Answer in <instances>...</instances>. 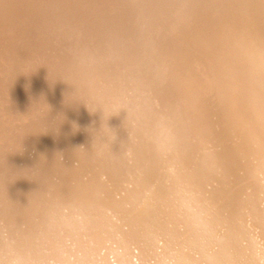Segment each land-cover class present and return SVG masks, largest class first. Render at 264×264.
Wrapping results in <instances>:
<instances>
[{
  "label": "rangeland",
  "instance_id": "1",
  "mask_svg": "<svg viewBox=\"0 0 264 264\" xmlns=\"http://www.w3.org/2000/svg\"><path fill=\"white\" fill-rule=\"evenodd\" d=\"M18 1L23 3V7L19 5L22 10L19 13L23 12V15L19 13V15L16 14L17 16L14 13L7 15L6 9H0L2 10L0 12V20L2 19L1 22L4 24L2 26L0 22V28L5 27L0 29L2 31H0V52L5 53L6 51L8 55L10 51L15 53H13L14 55L11 54L15 60H10V55L9 57L4 56L3 53L0 55V243L2 245V247L0 246V254L2 253L1 250L4 251L6 249L2 254L4 257L6 255L11 260L13 259L14 261L12 260V262L14 264H18L15 261L20 259L23 261H19V264H30L31 259H29V262L28 258H32L35 262L38 258L40 260L42 256L39 254L41 253L39 250L42 249V251L50 250L49 253L53 254L54 257L57 253L56 261L60 258L61 260H58L56 264H68L71 260L64 261L68 256L72 259L71 264H73V260L76 264L100 263L101 261L99 262V260L103 256L100 258V255H95L91 249L89 252L84 249L86 251L84 254V251H81L83 249L79 248L80 246L77 243L80 237L81 240L83 239L79 235L82 232L79 228H83L81 219H85L86 210L92 206L93 201L99 205L103 203L105 205L110 202V205L113 204L114 206L116 200L127 202L129 201L126 200L127 196L130 198L135 193L142 195L146 188L143 190L139 189V185L142 184V180L145 178L144 173L157 176L159 171L161 173L165 172L166 169L171 170L173 163L171 159H166L164 165L160 164L156 167L158 163L157 157L153 154L151 147L143 141L144 137L139 134H133V141L123 133L122 136H124L125 140H121L122 147L120 146V150L122 153L120 158H117L118 156L114 157L111 159L112 161L107 158V161L96 159L102 163L97 165L94 158H91L92 155L80 152L82 148L77 145L79 140L74 137H77L75 135L80 132L85 137L84 131H90L89 128L92 130L94 128L97 134L98 131H103L104 125H99V122L95 120L92 121V124H77L76 133L69 135L68 140H64L65 136L62 133V128L65 126H62L61 121L56 119H59L62 112L67 111L71 112L72 119L75 116L72 121H77L75 119L82 114L80 110L77 113L74 112L80 106L83 107V105L85 107L83 115H93V112L113 114L114 111L109 110L110 104L108 103L117 105L128 101V99L129 101L133 99L135 90L131 89L130 85H132L134 80L140 77L152 78L154 75L161 73L165 78L166 85L157 86L163 93L164 102L171 103L172 107L170 108L173 111L185 112L186 107L181 105V103L190 104L189 98L186 97L187 91H185L188 87L185 84H190V86H194L197 89L195 95L197 96L198 108H201L202 112L205 109L209 110L211 118L214 119L213 124L217 125L218 128L224 129L225 134L229 133L228 129L231 127L232 122L228 121V116L233 115V113L229 112L232 107L228 105L225 108L224 102L228 101L226 97L225 99L215 97H217V91L223 94V89L219 85L222 83V78H224L223 81H225V78L229 80V74H232L231 67L238 69L240 72L244 71L245 75L247 74L246 78L251 80L249 86H247L251 88L247 89L246 87L244 92L242 89L238 90V95L240 96L244 93L246 98L243 100L245 101L250 97L255 98L257 100L255 104L260 107V111L264 110V0H77L78 2L75 0V3L73 0H68L66 3L64 0L61 2L60 0ZM107 1L108 3L111 2L109 6L106 5ZM68 3L72 4L70 6L74 8H72L73 12L70 11L71 13L69 12V9L71 10L70 6H68V9H66L67 7L64 8L69 5ZM64 4L66 5L64 6ZM78 5L80 8L82 7L80 10L79 7L77 8ZM37 7L41 8H39L41 12ZM87 7L88 11L85 9ZM75 9L76 14L74 12ZM84 9L86 10L84 11L85 13L82 12ZM203 10L207 14H203L202 19L197 20L196 17L201 15ZM3 11L6 12L4 15L2 14ZM29 11L32 13L30 14ZM63 11H65V15ZM51 12L57 15L59 13V15L55 16ZM18 16L21 17L19 18ZM61 16H63L62 18L67 17L66 20H57ZM205 16H210L211 18L207 19ZM6 18H13L14 20L8 21ZM68 18H75L76 20ZM59 21H61L62 25H60ZM67 21L70 27L77 29H72L73 31L76 30V33L71 28L69 29L72 33L68 28H65ZM75 24L77 27H75ZM58 26L64 27L61 29L62 27ZM79 27H82V29H79ZM90 27L91 29H89ZM59 29H61V32H59ZM62 30L68 31L65 33ZM89 32L90 36L86 34ZM169 35L170 37H168ZM190 36L195 40L193 45L190 43ZM68 37L72 38L75 43H71L72 39H68ZM88 37L91 38L89 39ZM171 37L176 41L177 47L174 46L173 42L169 44L168 39H172ZM10 38H13L11 43L8 41ZM163 38L165 41L162 40ZM5 42L8 46L7 48L10 45L11 49H7L4 46ZM76 42L79 44L75 48L74 44L76 45ZM59 43L65 47L61 48ZM12 44H15L14 46L18 44V48L13 50ZM69 47L74 48H71V50ZM154 48V53L156 52L158 55L157 58H150L149 63L143 69L140 68L142 66H133L134 61H139L137 59L142 51L149 50L151 52ZM38 60L43 61V63ZM80 61L81 63L84 61L81 64L82 66ZM97 61L98 64L96 65ZM44 62H48V64L44 65ZM78 65L81 66V69L77 68ZM95 65L101 67H96L97 69H95ZM75 67L76 70H74ZM105 70L107 74L105 72V76H101L100 74H103ZM76 71H78V74ZM75 73L78 77L80 76L77 78L78 83L77 79L76 81L72 79L73 74L77 76ZM86 81H88V84H85L94 87L89 86L90 88L88 87L86 90L82 89L87 86H84ZM150 94L148 95L150 96ZM109 98L112 100H109ZM136 100L139 101V99ZM136 100L133 99L131 101ZM52 101L57 104L55 105ZM47 102H49L48 105L46 104ZM50 102L52 107H49L51 105ZM251 102L253 103L254 101ZM252 103L248 104L251 105ZM117 107H120V105ZM262 115H264V112H262ZM69 141L70 144L73 142L72 146L66 144ZM81 157H84V160ZM121 162L125 163L124 165L128 170L126 169L125 171L123 169ZM80 180L82 181L80 182ZM37 183L39 187H37ZM42 184L44 185L43 187ZM137 189L139 190L138 192ZM55 190L58 191L56 192ZM45 193L47 196L43 195ZM122 202H120L121 205ZM120 204L117 203V206L114 207L117 208ZM114 207H111L110 211H115ZM259 207L262 214H264V196L260 198ZM120 213V210L114 213H107L110 218L100 219V225L103 226L98 229L95 226V232L83 228L89 233L93 231L91 234H95L93 236L90 234L88 236L89 240L85 236L86 238L84 237L82 243L85 245L94 241L97 244L96 247L99 248L100 245L102 247L101 250H105L103 254L107 259L105 261L107 263L101 262V264H111L110 262L115 260V258L117 260L112 264H116L117 261L122 260L124 254L127 255L128 251L126 252L125 250H128V248L120 254L121 256L118 251L111 253L109 251L112 243L115 246V240L112 237H115V239L117 237V232L113 228L126 225L125 219ZM77 222L82 226H75ZM247 222L248 228L257 239L259 246L264 248V240H262L264 236L258 237V230L251 222ZM19 228L20 230H18ZM98 230L99 233L97 232ZM77 237L79 238L78 240ZM137 237L138 239H143L141 234H138ZM136 238L135 240H138ZM63 239L65 242L67 241L68 245L71 241L73 242V244L71 243L72 245H69V248L72 246V250L66 248V243L63 242ZM55 240H58L59 243ZM159 244L155 247L158 250L160 249ZM8 245H12L11 248H7L9 247ZM77 245L79 246L78 248L75 247ZM130 245L132 246V244ZM3 246H6V248ZM62 246L64 247L62 248ZM133 247H131L132 251L137 248ZM18 249L23 251L22 255L20 251V255L22 257L25 256V260L21 256L18 258ZM95 249L93 250L97 252ZM7 250L10 251L7 252ZM24 250L28 251L27 255H25L24 252L26 251ZM65 250L68 251L64 252ZM37 251L39 252L37 253ZM59 251L63 252L59 253ZM129 251L128 257L135 264H142L138 261V249L133 251V253H131V249ZM62 253L64 258L65 253H68L65 259L61 256ZM2 254L0 261L6 260V257L4 258ZM36 254H39L40 257L37 256L38 258H36ZM50 254L47 252L44 255L48 256ZM70 254L72 255L70 256ZM83 254H90L88 255L89 258ZM10 255L14 258L10 257ZM53 255L48 257L51 258ZM97 255H99L98 260H96ZM72 256L73 258L76 256L79 259V263ZM8 257L7 259H9ZM46 258L44 257L47 263L39 260L37 263L49 264L51 261L55 262V258H52V260L49 258L50 262ZM129 258L128 260H130ZM44 259L41 258V260ZM83 259H85V262ZM89 259H92L91 263ZM5 260L4 262L7 261ZM13 263L6 262L5 264ZM120 263L122 264L123 261ZM157 264L161 263L158 262Z\"/></svg>",
  "mask_w": 264,
  "mask_h": 264
},
{
  "label": "bare ground",
  "instance_id": "2",
  "mask_svg": "<svg viewBox=\"0 0 264 264\" xmlns=\"http://www.w3.org/2000/svg\"><path fill=\"white\" fill-rule=\"evenodd\" d=\"M61 1L62 0H60V2ZM64 1H65V3L68 2V0H64ZM73 1L75 3L77 0L76 1L73 0ZM80 1H82V0H80ZM110 3L111 2L108 3V1H107L106 5L109 6ZM19 5H22V7H23V3L18 1V0H0V9L1 8L6 9L7 15H12V13H14L16 15L19 12H21L22 10L20 9ZM65 5L66 4H64V6ZM70 5L72 6V4H69V5H66L64 8L67 7L66 9H68V6H70ZM31 6H33V5H31ZM73 6H74V4H73ZM75 7H76V4H75ZM78 7H79V10L82 8V7L80 8L79 5L77 6V8ZM64 8H61V9L65 10ZM72 8L73 7H71V10L69 9V12L74 9V8L73 9ZM110 8H112V7L110 6ZM29 9H30V7H29ZM61 9H59V10H61ZM85 9H87V11H88V7ZM85 9L82 10V12L86 11ZM39 10H37V12H39ZM1 11L2 10H0V12ZM5 11H3V13H2L3 15L6 13ZM75 11H76V9L74 10V12ZM77 11H78V9H77ZM40 12H41V10H40ZM64 12L65 11H63V14H64ZM66 12H68V11H66ZM22 13H19V14L23 15ZM31 13L32 12H30V14ZM86 13H88V12H86ZM37 14H39V13H37ZM44 14H46V13H44ZM51 14H54V13L51 12ZM51 14H50V17H51ZM75 14H76V12H75ZM203 14L204 15L207 14V13L205 14V10H203V13L201 15H198L197 17L195 15L196 19L201 20L203 17ZM25 15H28V14H25ZM34 15H36V14H34ZM54 15L58 16L59 13H58V15L57 14H54ZM82 16H84V15H82ZM62 17L63 16H61L60 18H57V20H66V18H67V17L66 18L64 17L65 18L64 19ZM68 17H69V15H68ZM205 17L207 19L211 18L210 16H209L210 18L207 16H205ZM10 18H11V16H10ZM10 18H6V19L8 21L14 20L13 18L12 19H10ZM93 18H94V16H93ZM68 19L74 20L75 18L74 19L68 18ZM1 20H0V22H1ZM43 20H45V19H43ZM22 21H23V19H22ZM32 22H30V23L33 24ZM59 22L61 23V21H59ZM86 22H88V21L86 20ZM1 23H0V25H1ZM70 23H72V22H70ZM3 25L4 24L2 23V26ZM60 25H62V23ZM69 25L70 24L67 21L65 28H68V29L71 28V30L76 29V28L70 27ZM79 25H80V23H79ZM91 25H92V22H91ZM58 27H62V26H58ZM63 27L61 29H63ZM75 27H77L76 24H75ZM4 28H2V29H4ZM61 29H59V32H61L60 31ZM79 29H82V27L81 28L79 27ZM87 29H88V27H87ZM89 29H91V27ZM76 30H74V31L72 30V31L76 33L77 32ZM62 31L66 33L68 30L67 31L62 30ZM72 31H71V33H72ZM80 31H82V30H80ZM62 33H61V36H62V39L64 40L63 34L65 36H66V34L65 33L62 34ZM71 33L68 32V34H70V35H71ZM79 34H81V33L79 32ZM79 34L77 35L78 39H79ZM86 34L87 35L89 34V36H90V32L86 33ZM58 36H59V33H58ZM70 37L75 38L76 36L75 37L70 36ZM70 37H68V39H72ZM168 37H170V35ZM171 38L172 39H170V38L168 39L169 44L173 42L174 46H176V41L174 40L173 37H171ZM193 39L194 38H192V37L190 39L191 45H193L195 43V40H193ZM12 40H13V38L8 39V41L10 43L12 42ZM66 40H67V38H66ZM66 40H65V42H66ZM162 40L165 41L164 38ZM90 41H92V40H90ZM61 42L62 41H60V43ZM68 42H70V40H68ZM72 42L75 43V41L73 39H72L71 43ZM79 42H80V39H79ZM86 43H87V41H86ZM61 44H63V43H61ZM78 44L76 42V45L74 44V47L76 48V46ZM82 44H84V43H82ZM12 45H11V47L13 50L18 48V46H17L18 44L16 46H14L15 44L13 46ZM60 45H59V47H60ZM195 45H197V44H195ZM4 46L6 48L8 47L6 45V42L4 43ZM63 46L64 45H61V48H63ZM74 47H69V48L71 49ZM3 49H4V47H3ZM7 49H11L10 45H9V48H7ZM154 50H155V48L152 49L151 52L154 53ZM142 52H143V54H142ZM142 52L140 53L141 55L138 57V59L136 58L139 61L138 62L134 61V64H133V66L134 65L142 66V67H140L141 69H143L147 63H149L150 58L155 59L158 56L156 54V52L154 53L156 55L155 56L149 50H144ZM1 53H3V52L1 51L0 55H2ZM6 53L7 52L5 51V53H3V55L6 57L7 56L9 57V55H10V57H9L10 60L11 59L15 60L13 58V56H11V54H13L14 51L13 52L10 51L9 55H8V53L7 54ZM38 61H40V60H38ZM81 61H80V65L84 62L83 61L81 63ZM99 61L101 62L100 59H99ZM40 62L43 63V61H40ZM47 64H48V62H44V65H47ZM97 64H98V61L96 62V65ZM80 65H78L77 68L81 69L80 67L82 65L81 66ZM96 65H95V69H97L96 67H101L99 65L98 66H96ZM230 69H231L232 74H229V80L225 78V81H223L224 78H222V83L219 85V87H222V89H223V94L222 93L220 94V92L218 93V91H217V93H216L217 97H215L218 99H219V97L224 98V99L226 97V100H228V101L224 102L225 108L228 105H230L232 107L231 109L229 108L230 111L228 110L229 112L233 113V115L228 116V121L232 122V125H230L231 127L228 129L229 133H227V134L224 133V131H223L224 129L218 128L217 125L213 124L214 119L211 118V114H210L209 110L207 111L204 108L205 111L202 112L201 108H198V103H197L198 101L196 99L197 96L195 95V92L197 91V89L194 86H190V84H185V86H188L187 90H185V91H187L186 97L189 98L191 105L186 103V102H183V103H181V105L186 107L184 113H179V111H176V110L173 111L170 108V107H172L171 103H165L164 102L163 93L160 90V88L157 86V85L162 86V84L166 85V82L164 81L165 78L163 77V74H161V73L159 75H156V76L154 75L152 78H146V77L141 78L140 77L139 79L134 80L132 85H130L131 89L135 90L134 91L135 93L133 94V96H134L133 99L134 100L139 99V101H137V100L131 101L133 99H131L129 101V99H128V101L122 102V104L118 103L117 105H115L114 103H112V104L108 103V104H110L109 110L111 109L112 111H114L113 114H108V113L102 114V113L93 112L92 113L93 115H89V114L83 115V111L85 110V107L83 105V107L80 106V108L78 110H76V112H74V113H77L79 110L81 111L82 115L78 116L75 119L77 121H72V120H74L75 116L72 119L71 118V115H72L71 112H67V111L62 112L59 116V119H56V120L61 121L62 126H65L62 128V130H63L62 133H64V136H65L64 140H68L69 135L76 133L77 124H84V125L88 124V123L92 124V121L95 120L96 122H99V125H102V124L104 125V127H103L104 129L102 132L98 131L96 134L95 133L96 130L94 128L92 130L91 128L88 127L90 129V131H84L85 137H83L81 135V132L78 133L77 135H75L77 137H74V138L79 140L77 145L80 148H82L81 149L82 151H80V152L92 155V157L91 156L90 157L94 158L97 165H100L102 163L100 162V160H96V159L106 160V158H107L109 161H112L111 159L114 157L118 156L117 158H120V154L122 153L120 150V146L122 147L121 140L124 139L123 138L124 136H122L123 133H125V135H127V137H130V140H133V141H134V135L133 134H139L142 137H144L143 141H145V143H147L151 147L153 154L157 157L158 163L156 164V167H158L160 164L164 165V162L166 159H171V161L173 163L172 167L170 168L171 170L166 169L165 172H161V173L159 171V172H157V173H159V174H157V176H155V175L151 176L150 174L144 173L145 178L142 180V184L139 185V189L143 190L144 188H146V190H144L142 195L139 193H137V194L135 193V194L131 195L130 198H129V196H127L126 200H129L127 202H122L121 200H116L114 206H117V203L120 204V202H122V205L120 204V206H118L117 208H115L113 206V204L110 205V202L105 204V205H104V203L99 205L93 201L92 206L86 210L87 211L86 213L84 212L85 213V215H84L85 219L84 220L81 219L83 228H85L87 230H93L94 231V230H96L95 226H97V229L101 228L100 226H103V225H100V223H101L100 219H104L106 217L110 218L109 214H107V213H114V212L120 210V212H121L120 214L124 217L126 225H122V227L113 228L117 232V237H116V239H115V237H112L115 240L114 241L115 246H113V243H112V247L109 246L111 248L109 250L110 253L118 251L119 255H120L121 253H123V251L126 248H128V250H125V251L130 252L129 251L130 249L132 251L131 247L135 246V247H137L136 249H138V252H137V257L139 259L138 261L141 262L142 264H155V263L157 264L158 262L161 264H166V263H175V264H196V263L197 264H264V248L259 246L257 239L252 234V232H250V230L248 228V222H247V221L251 222L253 224V226H255V228L258 230V232H259L258 237L264 236V214H262V211L259 207L260 206V198H262V196H264V115H262V112H264V110L260 111V107L257 104H255V102L257 101V100H255V98L250 97L248 100L245 101V100H243L244 98H246L245 97L246 95H244V93H243V95H240V96L238 95L239 94L238 90L242 89L244 92L245 88L247 86H249V82L251 80H249V78L248 79L246 78L247 74L245 75L244 71L240 72L238 69H236L234 67H231ZM74 70H76V67L74 68ZM78 71H76L77 74H78ZM102 71H100V72L102 73ZM107 71H108V69H107ZM97 72H99V71L97 70ZM105 72H106V70L104 71L103 74H100V75L105 76ZM250 72H252V71H250ZM106 74H107V72H106ZM82 76H84V75H82ZM141 76H142V74H141ZM79 77H78V75L77 76H75L74 74L72 75V79L75 81ZM94 77L96 78L95 75H94ZM94 77H92V78H94ZM92 78H90V79H92ZM95 78H94V80H95ZM78 82L79 81L77 79V83ZM85 83L88 84V81L84 82V86L87 85ZM89 84H91V83L89 82ZM218 84H216V85H218ZM89 86H92V85H89ZM89 86L87 85L85 88H82V89L86 90V89H88ZM92 87H94V86H92ZM250 88L251 87H247V89H250ZM117 93H119V92H117ZM149 93H151L150 96L148 95ZM115 94H116V92H115ZM110 98H109V100H112ZM105 100H107V99H105ZM251 101H254V102L252 103ZM109 102H111V101H109ZM52 103H55V105L57 104L56 102H53V101H52ZM52 103H51V105H49V107L50 106L52 107ZM248 103H252V104L250 105ZM46 104L48 105L49 102H47ZM119 105H120V107H117ZM46 109H47V106H46ZM0 114H1V112H0ZM64 122H66V123H64ZM74 122H76V123H74ZM225 130H227V129H225ZM123 142H125V141H123ZM66 144L72 146L73 142H72V144H70V141H69ZM64 152H65V149H64ZM56 155H58V154H56ZM61 158H62V156H61ZM59 159H60V157H59ZM81 159L84 160V157H81ZM113 161H114V159H113ZM72 163H73V161H72ZM121 163L123 164L122 165L123 169H125V171H126L127 168L124 165L125 163H123V162H121ZM88 167H90V166H88ZM169 167H167V168H169ZM91 168H93V166H91ZM107 172H108V170H107ZM55 173H56V171H55ZM84 173H85V171H84ZM55 176H56V174H55ZM153 178H155V179H153ZM105 179H106V177H105ZM81 181L82 180H80V182ZM106 181H107V179H106ZM16 183H18V182H16ZM69 183H71V182H69ZM73 184L75 185V183H73ZM37 185H38V183H37ZM57 185L59 186V184H57ZM76 185H78V184H76ZM43 186L44 185L42 184V187ZM79 186L81 187V185H79ZM127 186H128V184H127ZM37 187H39V185ZM130 188H131V186H130ZM84 189H87V188H84ZM30 191H31V189H30ZM65 191H66V188H65ZM138 191L139 190L137 189V192ZM69 192H72V191H69ZM80 192L82 193V191H80ZM4 193H6V192L4 191ZM10 194H9V196H10ZM43 195L47 196L46 193ZM21 198H23V197H21ZM49 200H51V199H49ZM4 203L6 204V202H4ZM68 203H69V201H68ZM1 204H2V202H1ZM6 205H9V204L7 203ZM6 207H5V209H7ZM75 207H76V205H75ZM111 207H114L115 211H110ZM0 210H1V208H0ZM66 215H67V213H66ZM96 215H98V216H96ZM95 219H97V220H95ZM55 221H56V219H55ZM5 224H6V222H5ZM82 225H80L78 222L75 224V226H80V227ZM77 228H79V227H77ZM83 228L82 229L79 228L80 231H82L79 235L82 236L83 239L86 236L89 240L90 238L88 236H90L91 232H93V231H91L89 233L88 231H86ZM106 228H108V227H106ZM3 230H5V229H3ZM18 230H20V228ZM24 231H25V229H24ZM58 232H59V230H58ZM97 232L99 233V230ZM100 233H101V231H100ZM94 234L92 233L91 235L93 236ZM138 234H141L143 236V239H138V237H140V236H138L136 238V236ZM38 236H40V235H38ZM110 236H111V234H110ZM134 237L138 240H135ZM4 238H3V240H4ZM78 239L79 238L77 237V240ZM83 239L81 240V237H80L78 242L75 241L80 246L79 247L77 245L75 247L82 248L83 250H81V251H84V249H86V251H88V252L92 250V252H94L95 255L96 254L100 255V256L97 255V258L95 257L96 260H98V256L100 258H101V256H103L101 258V260H99V262L101 261L102 263H107V262H105L107 259H106L105 255L103 254L105 252V250L104 251L101 250L102 247L100 245H99L100 249L98 247H96L97 244H95L94 241L91 243L90 242L86 243L84 245V243H82L84 241ZM91 239H92V237H91ZM262 240H264V237H262ZM59 241H61V240H59ZM56 242L59 243L58 240ZM63 242H65L64 239H63ZM160 242L162 245L159 244ZM18 243H20V242H18ZM61 243H62V241H61ZM71 243L73 244L72 241H71ZM4 244H5V242H4ZM81 244H83V245H81ZM130 244H132V246ZM157 244L160 245V249H161L160 252H159L160 249L158 250L157 248H155V247H157ZM5 245H7V244H5ZM47 245H48V243H47ZM69 245L66 243L67 249L70 247ZM0 246L2 247L1 243H0ZM11 246H9L7 248H11ZM3 247L6 248V246H3ZM63 247L64 246H62V248ZM35 248H36V246H35ZM42 248H43V246H42ZM71 248H72V246H71ZM71 248H69L68 250L73 249V248L72 249ZM95 248H97V249H95ZM14 249H15V247H14ZM56 249H58V248H56ZM59 249L64 250L61 248H59ZM93 249H95L97 252H95ZM68 250H65L64 252H66ZM98 250H99V252H98ZM135 250H133V251H135ZM4 251H6V249H4ZM4 251L1 250L2 253ZM8 251H10V250H7V252ZM18 251H19V249H18ZM20 251H21V255H22L23 251L22 250H20ZM20 251H19V257L18 258H20V256H21ZM24 251H26L24 253H25V255H27L26 253L28 251L27 250H24ZM32 251H34V250H32ZM39 251H41V253H39V254L42 257H40L39 254H36V256H35L36 258L40 257V260L38 258L39 261H45V263H47L46 260L44 259V257H47L46 259L48 260V262H50L49 260L50 259L52 260V258L54 257L53 254L49 253L50 250L49 251L44 250L45 251L44 254L46 255L48 252V254H50L51 256L53 255V257H51V258L48 257L50 255L45 256L44 254H42V252H44V251H42V249H40ZM39 251H37V253ZM78 251H80V250H78ZM86 251H84V254ZM133 251L131 253H133ZM51 252H53V251H51ZM60 252H63V251H59V253ZM126 252H124V253H126ZM128 252H127V255L124 254L122 256L123 257L122 260H119V261L120 262L123 261L122 264H135L134 261H132V259L128 257L129 256ZM9 253L11 254V252H9ZM70 253H72V252H70ZM1 254H0V257H1ZM12 254H13V251H12ZM33 254H34V252H33ZM33 254H32V257H33ZM65 254L68 255V253H65ZM80 254L82 255V253H80ZM109 254H108V259H109ZM66 255H65V258L67 257ZM71 255L72 254H70V256ZM75 255H77V254H75ZM78 255H79V253H78ZM78 255H77V257H78ZM88 255H90V254H88ZM88 255H84V256L86 257ZM2 256L4 257L3 254H2ZM61 256L62 257L64 256L63 253L61 254ZM125 256H127V257H125ZM5 257H6V255H5ZM7 257H6L7 261L5 259L4 260L8 263H13L12 262L13 259L11 260V258L8 257L10 259V261H9V259H7ZM10 257H13V256L10 255ZM15 257H17V255H15ZM57 257H58V255L56 253V256L54 257L55 259L53 258L55 260V262L51 261V263L56 264V263H58L57 262L58 260H61V258H60L56 261ZM21 258H24V260H25V256L24 257L21 256ZM41 258H43L44 260H41ZM65 258L63 257V259H65ZM67 258H66V260H64L65 262L67 260L72 261V259L69 256ZM72 258H73V256H72ZM75 258H76V256L73 259H75ZM79 258L82 259L81 257H79ZM88 258H89V256H88ZM93 258H94V255H93ZM128 258L131 261L128 260ZM1 259H2V257H1ZM29 259H31L30 264H45L42 262L37 263L38 260H36V262H35V260H33L30 257L28 258V261H29ZM76 259H75V261H76ZM85 259H83L84 262H85ZM4 260L3 261L1 260L0 264H5L6 262H4ZM15 260H16V258H15ZM78 260L79 259H77V262L79 263ZM89 260L91 263L92 259H89ZM111 260H112V258H111ZM115 260H117V259L115 258ZM115 260H113L110 263L112 264ZM19 261L21 262L23 260L20 259ZM19 261H15V262H18V264H19L20 263ZM80 261H82V260H80ZM119 261H117L116 264H121ZM138 261H136V262H138ZM101 262L100 263L97 262L96 264H101ZM51 263H49V264H51ZM74 263L75 262L73 260V264ZM82 264H84V263H82ZM88 264H89V262H88Z\"/></svg>",
  "mask_w": 264,
  "mask_h": 264
}]
</instances>
